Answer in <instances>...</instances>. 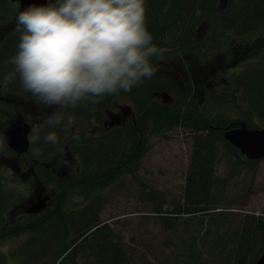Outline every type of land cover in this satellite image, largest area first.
Segmentation results:
<instances>
[{
	"label": "trees",
	"instance_id": "1",
	"mask_svg": "<svg viewBox=\"0 0 264 264\" xmlns=\"http://www.w3.org/2000/svg\"><path fill=\"white\" fill-rule=\"evenodd\" d=\"M217 1L145 0L149 7V20L152 16L147 27L162 55L169 54L164 52L165 49H170L171 53L193 51L198 46L197 25L203 20L211 21L214 17L227 30L237 35L264 31V0H236L227 13L217 11ZM2 13L4 18L8 17L6 10ZM249 52L252 58L239 63V66H243L235 68L239 72L230 73L231 77L226 78L227 88L224 93L214 91L209 94V98L215 103H232L241 116L242 124L250 130H260L264 126V45L260 47L259 44H251ZM152 63H157L155 57L152 58ZM153 79L146 78L139 87H133L128 93L119 96L131 98L135 115H138V109L143 111L146 107L144 104L142 107L137 104L148 98L151 100L149 114L159 128L171 130L181 125L193 134V149L182 203L164 208V204L156 203L158 195L139 182L137 171L145 150L144 145L139 148L140 143L136 137L138 134L135 131L133 134L119 132L118 136L101 135L98 139H73L67 146L74 153L70 155L80 163V174L65 180L54 177L48 182L60 186V190H56L51 209L38 216L21 219L4 229V222L7 221L5 212L10 207L11 198L0 189V241L26 233L40 234L31 236V248L25 250L28 256L21 264H42L50 257H54L53 264H62L68 258H71L72 264H76L74 258L80 253L83 254L82 258L88 256L92 259L94 264H133L131 256L121 246V239L115 235L110 225L102 221L101 214L106 204L103 196L98 194L123 175L131 176L134 181L143 185L145 196L153 205L151 213L157 216L158 224L169 239L183 236L188 238L189 242H184L183 250L178 247L177 251L175 248L174 253L172 252L175 257L177 253H182L185 257L184 264H202V261H205L204 264H256L262 256L264 216L240 215L236 217L240 218V222L235 221L234 226V214L229 211L231 204L226 203L224 196L227 181L239 170L241 172L244 164L249 167V171L255 172L251 166L256 162L247 160L224 139L228 127L234 129L239 126L220 123V120H211L203 114L197 117L190 108L186 113L180 114L181 111H176L177 105L172 108L157 102L153 99V90L147 86L149 80L153 85L154 80L156 81ZM111 97L112 95H107L102 100L108 104ZM87 103L88 106L85 104L84 108L74 110L78 119L92 120L97 106L91 101ZM99 112L95 116L101 121ZM65 119L66 115L63 125L56 126L52 131L59 137L58 142L50 144L43 140L40 142L41 150L45 147L46 151L48 146L50 151H55L62 142L64 134L68 132ZM94 125L86 123L87 128L92 129ZM221 146L225 148L229 161L233 163L235 160L234 165L232 164L233 172L226 178L218 174ZM75 194L83 198L84 203L79 209L67 210L66 205ZM45 233L52 234L51 242L36 241V237L40 236L49 238V234ZM212 237L214 238L210 242ZM69 238L72 239L70 244ZM55 247H59L56 253ZM0 259L2 264L6 263L3 257ZM206 260L209 262L206 263Z\"/></svg>",
	"mask_w": 264,
	"mask_h": 264
},
{
	"label": "rangeland",
	"instance_id": "2",
	"mask_svg": "<svg viewBox=\"0 0 264 264\" xmlns=\"http://www.w3.org/2000/svg\"><path fill=\"white\" fill-rule=\"evenodd\" d=\"M219 1H217L215 6H221ZM231 1V4L236 2V0ZM4 10H6L7 16L11 17L10 15L13 13L10 12V7L7 6ZM2 11L3 9L0 10V13ZM148 12L149 7L146 5V13ZM151 17L150 20L148 19L149 21H151ZM221 23L214 17L211 21L203 20L202 23L198 24V46L193 51L171 53L170 49H165L164 52L167 51L169 54L156 58L157 65H154L156 71L152 78L158 80L155 77H158L156 74L160 72L165 77L162 79L166 81L159 82L153 79V85L149 86L147 83L146 85L148 89L151 87L150 90L160 94V96L162 94L168 95L172 98L173 103L176 101L175 104H171V107L174 108L177 105L176 111H181L180 114L186 113L188 108H190L192 113L197 117L203 114L211 120H220V123H228V125L233 124L240 127L243 122L235 106L227 102L226 104L213 102L209 98L210 92L206 93L208 89H205V81L208 79L210 82L214 81L216 83L219 81V78L224 77L228 79L231 77L230 73L239 72L235 69L236 67H243L239 66V63L252 58V55L248 54L250 53L248 49L251 47V44L256 43L260 47L264 45V31H257L248 35H237L227 30ZM247 56L248 58H246ZM160 62H163V68L160 67ZM12 65L14 67L13 62ZM182 66L184 69L181 70ZM233 69L235 70L232 71ZM9 79L6 78L0 85L6 86ZM223 88L225 90L227 86ZM216 90L213 88L211 93ZM216 92L220 94V92ZM156 93L153 94V99L164 104L160 100L162 99L161 97L159 99L156 98ZM129 98L126 95H118V104L133 105L134 103ZM89 101H81L80 106L84 108V103L88 106L87 102ZM140 104L138 103L137 105L142 107L144 104L146 106L145 109H142L143 111H139L138 109V115L131 116L136 126L131 122L132 126L136 129V134H138L136 137L140 143L139 148L144 145L143 149L145 150L144 158L141 160L137 171L138 180L146 186L147 190L150 189L158 195L156 203L164 204V208L181 204L186 184V174L193 149V134L189 132L188 128H184L181 125V127H174L171 130L159 128L156 125V121L149 114L151 100L147 98L146 101ZM169 104L166 103L165 105ZM173 105L175 106L173 107ZM56 111L62 112L63 116L69 115L71 118L69 123L71 125L79 122L82 124L84 122L82 120L79 121L77 116L74 117L75 113L72 110H70V114L63 109L43 111L36 118L32 119L37 129L34 130L31 136L32 141L35 143L34 147L30 150V154L20 159L15 156L12 157L8 152V154L5 153L6 149L8 150L5 146L0 150V187L5 195L11 198L9 202L10 207L5 212V216L8 219L9 217L12 219L17 209H23V207L27 206L30 199L34 198L35 182L28 180L30 174L33 173L32 171L34 169L37 171V167H40V164L33 163L34 160L39 159L40 162H46L58 168L60 172L75 168L73 172L66 175L68 178L77 177L80 174V171L76 169L80 166L78 159L71 155L61 154L62 152L65 153L66 144L64 140L57 147L59 152L55 150L54 154H49L50 156L46 158L35 157L38 156L34 154L36 153L35 145L39 138L40 140H44L47 131L52 128L48 125L47 121L48 117H51ZM27 112L28 115L29 113L31 114V110ZM8 120V116L0 110V131L3 132L5 130V123ZM84 127L86 126L84 125ZM261 129H264V126ZM224 150L225 148L221 146L220 161L218 162V174L222 178H226L232 174V164L234 165L235 162V160H233V163L229 161V156ZM15 159L19 161V165L26 171L25 173H21L16 170V177L9 174L8 171L9 166L17 168ZM72 159L76 160L75 164H73ZM251 167L254 168V173L249 171V167L244 164L242 171L240 172L239 170L234 177L229 178L225 186L224 196L227 200L226 203L228 205L231 204V210L229 211L234 214L232 218L234 226L235 221L240 222V218H236L237 216H264V160L255 163ZM51 180L52 178L48 174H39L37 177V182L46 185H49L48 182ZM140 183L134 181L131 176L123 175L110 187L99 191L100 193L98 194L103 196L106 204L101 214L102 221L110 225L115 235L121 239V246L131 256L133 264H184L185 257L182 256V253H177L175 257V255H172V252L174 253L175 248L177 251L178 247L183 250L185 247L184 242L186 240L189 242L188 238L183 236V238L176 239V237H173L169 239L163 233L161 226L158 224L157 216L151 213L153 209L152 202L145 196L143 185ZM56 187L60 190V186ZM36 191L39 190L36 188ZM82 203H84L83 198L75 194L70 197L66 209H79ZM36 234L40 235L39 233H26L20 236H13L7 241H0V257L4 258L5 264H21L23 259L28 256L25 250L27 251L30 243H32L33 237L31 238V236H35ZM45 234H49V238L40 236L36 237V241L51 242L52 234ZM213 238H211L210 242H212ZM71 240V238L68 239L69 244ZM168 240L172 242L168 243ZM54 249L56 253L59 247H55ZM82 256L83 254L81 253L77 254L74 258V263L94 264L88 256L84 258ZM52 258L54 257H50L47 262L42 264H53ZM202 262L204 264L205 261ZM208 262L209 260H206V263ZM0 264H2V259H0ZM62 264H72L71 258H68ZM212 264L214 263L212 262Z\"/></svg>",
	"mask_w": 264,
	"mask_h": 264
},
{
	"label": "clouds",
	"instance_id": "3",
	"mask_svg": "<svg viewBox=\"0 0 264 264\" xmlns=\"http://www.w3.org/2000/svg\"><path fill=\"white\" fill-rule=\"evenodd\" d=\"M16 23L13 61L22 87L57 109L139 87L155 74L152 58L162 55L147 27L145 0H47L29 4ZM62 121L56 111L47 123ZM58 140L55 132L44 137ZM6 142L0 131V150Z\"/></svg>",
	"mask_w": 264,
	"mask_h": 264
},
{
	"label": "flooded vegetation",
	"instance_id": "4",
	"mask_svg": "<svg viewBox=\"0 0 264 264\" xmlns=\"http://www.w3.org/2000/svg\"><path fill=\"white\" fill-rule=\"evenodd\" d=\"M231 3H232V1L230 2V0H220L219 4H221V6H219V7L216 6L217 11L219 13L220 12L221 13H224V12L227 13L229 11V9L232 8L231 6L233 4H231ZM5 5L10 7V12H12L13 14L10 15L11 17L4 18L3 13L2 12L0 13V84L2 82H4V80L6 78H10V79L6 83V86L0 85V110L3 114L7 115L8 119H9L5 123V127H6L5 130H3V132L6 136H7V132H8L9 127L17 121L25 122L32 127L31 133L29 134L30 146H29V151L27 153L20 155L18 152L13 151L7 145V142L4 145L5 148H8V150L6 149L5 153L8 152L11 154L12 157L15 156L16 158L21 159L22 157L30 154L31 148L34 147L33 145L35 142L32 141L31 136H32L34 130L37 129V126H36V124L33 123L32 119L36 118L39 115V113L41 114L43 111L46 112L48 110H58V109L44 104L43 102L39 101L37 98L33 97L30 92L25 91L22 87V84H21V81L19 78V74L16 72V70H13L15 68V65H14V67L12 65V62L14 63L13 57L15 56V54L17 52V45L19 43V37L21 35V33L16 31V28H17L16 18L19 15V13L21 12V7H20V4L17 2H12L11 0H0V10H2V9L4 10L5 7H3V6H5ZM13 10H15V11H13ZM148 19H149V12L146 13V20L148 21L147 23H149ZM248 52H249V49H248ZM159 64H160V67H162V68L164 67L162 65L163 62H160ZM155 65H157V63ZM182 69H184L183 66L181 67V70ZM158 73L159 74H156L158 76L157 77L158 80H156V81H159V82L166 81V80L162 79L164 76H162L160 72H158ZM184 75H186V73H184ZM205 82H206L205 89L206 90L208 89L206 91V93H209V92L211 93L213 88L217 89L216 91H218L220 93H224L223 87L227 85L226 79L224 77L219 78V81L216 83H214V81L210 82L208 79ZM148 85L149 86L151 85L150 80H149ZM193 85H194V83H193ZM150 89H151V87H150ZM195 90H197V89H195ZM154 91H156V90H154ZM125 93H128V92L120 91L118 94L112 95L111 101L108 104L105 103V101L102 100V98H99L100 102L97 103L96 105H94V106H97V110L93 111L92 120L91 119L85 120L83 118H79L78 119L79 121L80 120H82V122L84 121L82 124L79 122V123H76L74 125H71V123H69L71 118L69 115L68 116L66 115V123H67L68 132L66 134H64V137H63L64 143L66 144L65 145V153L62 152L61 154H67V155L74 154L69 150V147L67 146V143L73 139H79V140L87 139V138L98 139V137L101 135L118 136L119 132H124V133L131 132V134H133L134 131H136V129H135L136 126H135V123L133 122L134 120L131 118V116L135 115V108L131 104L130 105L118 104V95L125 94ZM153 93H156V92H153ZM155 95H156V98H158V99L160 97L162 98L160 100L163 101L164 104L161 102L160 103L163 105H165L166 103H170L169 105L171 106V104H175V102H176V101H174V103H173V100L170 97L167 98L169 102H166L163 100V96H160V94L156 93ZM80 105H81V102L79 104H77V106H75V107L68 106L66 108H63V110L68 111L70 114V110L74 111L76 109H78V110L82 109V107ZM84 105H85V103H84ZM126 108H130L132 110L128 117L124 116V109H126ZM28 110H31V114L29 113V115L27 112ZM97 112H99V114H100L101 121L98 120L95 116V114ZM74 117H76V113H75ZM118 117L121 118V122H118ZM49 118L50 117H48V119ZM63 119H64V116H63ZM93 120H95V122H93ZM88 122L95 124L92 129L87 128L86 123H88ZM131 122L134 123L135 127L132 126ZM6 124H8V125H6ZM84 125L86 127H84ZM49 131L52 132V131H54V129L50 128ZM49 131H47V133ZM41 141H43V140H40V138H39L36 145H35V149L36 150L39 149V154H38V156H35V157L46 158V157L50 156L49 154H54V151H50L48 149V146H47L46 151H45V147H43V150H41V144H40ZM55 150H57V148ZM57 152H59V150H57ZM42 154H46V155H42ZM72 161H73V164L76 163L75 162L76 160L72 159ZM15 162L17 163V168L14 166H9V168H8L9 174H12L14 177L17 176L16 172H15L16 170L20 171L21 173L26 172L19 165V163H18L19 161H17L15 159ZM33 163L40 164V167H37L38 172L35 171V169H34L32 171L33 173L30 174L29 179H28L29 181H33L35 183L37 182V177L39 174H48L52 178V180L54 179V177H56V179H58V180L59 179L65 180L68 178V176H66V175L75 170V168H72L69 171L66 170L65 172H60V170L58 168L53 167L52 165H49L46 162H40L39 159L34 160ZM76 169H77V171H80V166ZM35 183H34L35 194L33 195L34 198L30 199L27 206L23 207V209H17V211H16V213L12 219H10V217H9V219L6 217L7 221L4 222V226H3L4 229L7 228V226L12 225V223L14 224L15 222H17L18 219L19 220L23 219V218L27 219V218H31L34 216H38L41 213H43L44 211L52 208V204H54V199L56 196L57 187L52 183H50L49 185L43 184L41 182H37L36 184ZM36 188L39 191H36ZM0 189H2V188L0 187ZM42 200H46V202H47L46 209L38 215L29 214L28 211L35 204H37L38 202H40Z\"/></svg>",
	"mask_w": 264,
	"mask_h": 264
},
{
	"label": "water",
	"instance_id": "5",
	"mask_svg": "<svg viewBox=\"0 0 264 264\" xmlns=\"http://www.w3.org/2000/svg\"><path fill=\"white\" fill-rule=\"evenodd\" d=\"M20 4L21 11L29 4H43L47 0H11ZM163 100L168 101V95L162 94ZM130 108L124 109V116L128 117L131 113ZM118 122L121 118L118 117ZM32 127L25 122L17 121L13 123L7 132V145L15 152L23 155L29 151V134ZM225 141L237 149L247 160L251 162H260L264 160V129L250 130L245 124H241L239 128L228 129L224 134ZM49 199V198H48ZM47 207L46 200H42L35 204L29 211V214H40ZM256 264H264V253Z\"/></svg>",
	"mask_w": 264,
	"mask_h": 264
}]
</instances>
